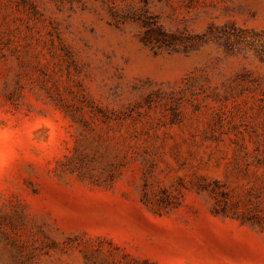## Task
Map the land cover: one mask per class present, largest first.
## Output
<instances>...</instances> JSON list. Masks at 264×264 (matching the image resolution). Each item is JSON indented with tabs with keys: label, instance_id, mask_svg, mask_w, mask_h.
I'll use <instances>...</instances> for the list:
<instances>
[{
	"label": "rangeland",
	"instance_id": "1",
	"mask_svg": "<svg viewBox=\"0 0 264 264\" xmlns=\"http://www.w3.org/2000/svg\"><path fill=\"white\" fill-rule=\"evenodd\" d=\"M0 264H264V0H0Z\"/></svg>",
	"mask_w": 264,
	"mask_h": 264
}]
</instances>
